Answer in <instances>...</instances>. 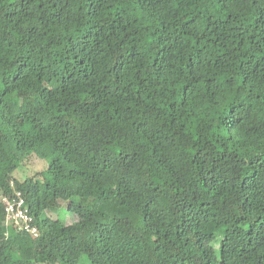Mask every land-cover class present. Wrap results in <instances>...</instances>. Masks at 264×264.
Masks as SVG:
<instances>
[{
  "label": "trees",
  "instance_id": "16d2710c",
  "mask_svg": "<svg viewBox=\"0 0 264 264\" xmlns=\"http://www.w3.org/2000/svg\"><path fill=\"white\" fill-rule=\"evenodd\" d=\"M16 191L0 264H264V0H0Z\"/></svg>",
  "mask_w": 264,
  "mask_h": 264
},
{
  "label": "built area",
  "instance_id": "2783aa9c",
  "mask_svg": "<svg viewBox=\"0 0 264 264\" xmlns=\"http://www.w3.org/2000/svg\"><path fill=\"white\" fill-rule=\"evenodd\" d=\"M0 203L4 205L7 228L13 229L16 233H27L33 238L38 237L39 231L35 226L34 217L26 207L25 200L20 192H14L12 197L2 195Z\"/></svg>",
  "mask_w": 264,
  "mask_h": 264
},
{
  "label": "rangeland",
  "instance_id": "374dc122",
  "mask_svg": "<svg viewBox=\"0 0 264 264\" xmlns=\"http://www.w3.org/2000/svg\"><path fill=\"white\" fill-rule=\"evenodd\" d=\"M49 168L47 161H40L36 157L30 159L19 171L15 173V178L19 181H23L26 178L37 176L42 171L45 172ZM52 219L56 218V215L50 214ZM77 220V217L72 214H67L66 223L73 224Z\"/></svg>",
  "mask_w": 264,
  "mask_h": 264
}]
</instances>
